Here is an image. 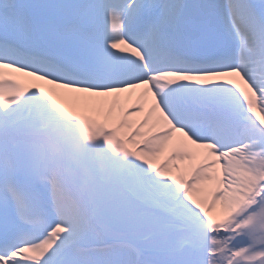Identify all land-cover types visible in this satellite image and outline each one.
I'll return each instance as SVG.
<instances>
[{
    "label": "snow or ice",
    "instance_id": "1",
    "mask_svg": "<svg viewBox=\"0 0 264 264\" xmlns=\"http://www.w3.org/2000/svg\"><path fill=\"white\" fill-rule=\"evenodd\" d=\"M0 264H264V0H0Z\"/></svg>",
    "mask_w": 264,
    "mask_h": 264
}]
</instances>
